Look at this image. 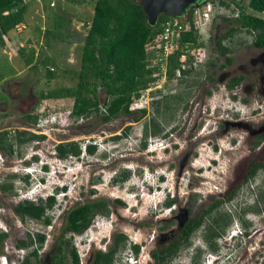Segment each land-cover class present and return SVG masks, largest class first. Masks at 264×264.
<instances>
[{
	"label": "rangeland",
	"instance_id": "374dc122",
	"mask_svg": "<svg viewBox=\"0 0 264 264\" xmlns=\"http://www.w3.org/2000/svg\"><path fill=\"white\" fill-rule=\"evenodd\" d=\"M222 1L227 5L220 0L200 4L211 2L212 16L195 30L196 42L183 53L188 71L163 76L160 88L153 72L152 82L133 100L132 112L103 121L100 114L72 117L63 107L70 103L66 98L42 96L49 89L76 86L83 36L95 0H25V21L3 35L5 44L0 45V232L6 233L0 241V262L5 257L7 264H22L25 259L35 264L32 250L36 248L38 264H71V244L80 263L86 262L94 240L119 232L140 240L154 228H166L165 236L175 232L178 221L170 219L169 211L180 217L197 216L230 190H236L235 197L205 219L206 225L211 218L229 221L216 239L218 264L264 262V233L251 235V244L238 234L244 222L264 227V167L249 181L241 180L251 160L264 161V140L255 144L264 132V99L253 95L250 85L257 77L252 64L263 52L253 44L254 32L240 27L236 3ZM237 2L244 12L264 18V11L251 9L248 0ZM231 28L233 34L222 40L230 52L222 55L216 40ZM25 32L39 36V43L20 40L19 34ZM21 49L33 53L36 66L25 64ZM150 59L155 64L154 56ZM46 65L53 66L54 77H47ZM236 76L243 79L229 87ZM98 96L100 102L106 97L100 85ZM48 107L57 109L48 116L37 114V109ZM34 114L35 122L27 118ZM18 131H25L28 138L30 134L44 137L19 142ZM71 141L82 147L79 158H59L55 146ZM87 143L96 147L92 154L83 151ZM123 172H129L127 179L114 182ZM158 179L163 192L155 190ZM166 186L177 201L171 207L164 203L156 207ZM52 193L55 202L45 212L48 225L15 213L20 201H37ZM94 198L107 201L108 215L97 214L81 234L65 233L67 210ZM36 234L45 235L41 246L37 241L21 245ZM202 234L203 227L193 234L192 242L204 248ZM102 243L105 250L107 245ZM189 252L182 248L180 257L170 262L188 264Z\"/></svg>",
	"mask_w": 264,
	"mask_h": 264
},
{
	"label": "trees",
	"instance_id": "16d2710c",
	"mask_svg": "<svg viewBox=\"0 0 264 264\" xmlns=\"http://www.w3.org/2000/svg\"><path fill=\"white\" fill-rule=\"evenodd\" d=\"M24 3L25 0H0V45L5 44L3 35L25 21ZM220 3L227 5L222 0H220ZM236 5L240 8V15L237 18L240 27L254 32L253 44L255 46H264V18L248 14L244 12L242 6L237 3ZM248 6L255 11L262 12L264 11V0H248ZM168 18L170 16L161 15L156 24L152 26L147 22V16L140 0H95L90 25L87 33L83 36L81 62L77 71L78 82L76 86L73 88L49 89L47 93H42L43 98L45 100L58 97L66 98L70 103L63 107H68L67 110H69L70 115L75 118L100 114L103 121H108L120 114L132 112L131 104L133 100L139 98L153 80L154 71L149 66L148 57L150 53L147 51V46L160 33L162 22ZM234 31L235 28H231L216 40L217 48L222 55H227L230 52L227 46L222 45V40L232 35ZM18 38L20 40L24 39V41L32 40L35 44L39 43V36H32L26 32L19 34ZM195 42L194 29L183 34L180 48L172 53L169 59L167 67L169 76L175 74L177 68L182 74L188 71L185 67L183 68L184 63L181 62L180 57L187 45ZM23 50L19 51L23 55L22 58L25 64L36 66L33 63V53L23 52ZM225 59L228 64L232 62L230 56H226ZM48 65H46V74L48 78H52L55 75L52 69L53 66L48 68ZM240 80L241 76L233 77L228 86L233 87ZM99 85L106 93V97L102 102H100L98 96ZM55 109L57 108L48 107L44 110L37 109L36 112L46 116ZM140 111L145 114V109ZM37 114H34L35 116L28 115L27 118L35 122ZM25 133V131H18L19 142L44 137L43 135L30 134L28 138L25 137ZM117 138L119 137H114V139ZM84 149L92 154L95 151V146L87 143L84 145ZM55 151L59 158H68L69 156L79 158L82 147L74 141L63 142L55 146ZM262 156L264 159V155ZM249 163L252 168L248 176L253 178L258 169L264 167V161L251 160ZM128 176L129 172H123L120 179L114 178L113 181H124ZM235 195L236 190H230L224 198L216 200L209 208L205 209L206 213L216 209L222 203L230 202ZM54 199L55 195L51 194L46 198H39L37 201L22 200L14 207V211L21 219L29 216L36 220H42L44 224L48 225L50 218L45 216V212L53 206ZM117 201L119 202V200ZM77 203L66 212L64 232L70 234V236L83 233L97 214L108 215L109 212L108 203L104 199L98 198L82 204ZM196 227L197 225H192L189 231ZM5 237L6 233L1 231L0 241ZM44 239V234H36V237H29V241L22 242L21 245L26 246L32 244L33 241H37L41 246ZM123 239L124 235H119L114 247L108 253L100 251L94 262H112L113 255ZM68 253L71 257V264L80 263L78 251L72 244ZM32 255L35 256V264H38L39 259L36 248L32 250ZM22 264H29L28 259H25Z\"/></svg>",
	"mask_w": 264,
	"mask_h": 264
},
{
	"label": "flooded vegetation",
	"instance_id": "af4514ba",
	"mask_svg": "<svg viewBox=\"0 0 264 264\" xmlns=\"http://www.w3.org/2000/svg\"><path fill=\"white\" fill-rule=\"evenodd\" d=\"M233 1L234 3H238L237 1L239 0H233ZM257 48H260L261 53L263 52V54L262 56L257 54L256 59H254V62L252 64L254 70L257 72L256 75L257 77L250 82L251 91H252L251 93L253 95L257 94V96H260L264 99V46ZM242 79L243 78L241 77V80ZM259 135H260L259 137L261 138V139L259 138L260 141L262 139L264 140V132H260ZM247 165L248 166L246 167L244 173L241 175V180L243 182L249 181L251 178V176L248 175L252 167L250 163H248ZM161 182L162 180L160 181L159 179L156 180L155 190H159V191L162 190L163 192ZM164 190H166V193L162 200H158L155 203L156 207H157V203L158 204L164 203L166 207H171L177 201L175 195H172L171 188L166 186L164 187ZM193 191L198 193L200 192L198 190H193ZM177 194H179V191ZM97 199L98 198H94L93 200H97ZM215 202L216 200L213 203ZM209 206L204 208L202 212L197 216H192L191 213H188L185 216L180 217V215L175 214L173 211H169L170 219H177L178 221H176L177 225L173 228L175 232H167L165 236L163 235L162 230L166 228H159V230L157 228L156 229L154 228L150 230L149 233H146V237H142L140 240L138 238H135L133 235L129 234L128 232H119L116 234L113 233V235L108 233L107 236L99 238L100 242H96L95 240H94L95 242L93 241L94 244L92 248L89 250L86 262H81L80 264H179L178 262H170V261L177 260L180 257L179 254L180 250L184 247L190 251L189 255L191 262H189L188 264H218V262H220V258H219L220 255H215V253H218L220 246H217L216 239L220 238V236L222 235L221 232L222 227L225 226L224 229H226L229 226V221L228 220H226V222L222 220L218 221L217 219L214 220V218H211L210 224L206 225L205 219H207V216L215 212L213 209L206 213L205 209L209 208ZM152 213L156 215L155 211H153ZM214 221L217 223L219 222L222 225H220L217 228L214 225L215 224ZM242 224H243L242 231L238 229V234L243 236L244 239L246 238L248 244H251L252 242L251 235L264 233V227L255 228L250 223L247 222H244ZM192 225L195 226L197 225V227L194 228L192 231H189ZM201 227H203L202 236L204 237V240L207 243V246L204 248L192 242L193 234ZM170 231H172V229H170ZM168 233L169 235L171 234V237H167ZM121 234L124 235V239L120 241V244L113 255L112 262H108V263L94 262L95 257L100 251L108 253L114 247L118 236ZM151 241H153L152 242L153 245L149 246ZM101 242H103L102 244L105 243V245H107L105 250L104 248L102 249V246L100 245ZM203 257L205 259H203ZM250 263L252 262H244V264H250ZM233 264H239V262L238 263L234 262ZM252 264H256V263H252ZM260 264H264V262H261Z\"/></svg>",
	"mask_w": 264,
	"mask_h": 264
},
{
	"label": "built area",
	"instance_id": "2783aa9c",
	"mask_svg": "<svg viewBox=\"0 0 264 264\" xmlns=\"http://www.w3.org/2000/svg\"><path fill=\"white\" fill-rule=\"evenodd\" d=\"M192 9L188 20L170 17L163 21L160 33L147 46V51L150 53L148 57L149 66L153 68L154 72H157L159 77L157 81L158 88L161 87L159 83L161 78L167 76V67L172 53L180 48L183 34L191 29H198V27H201L212 16L211 2H207L203 7L199 6ZM151 56H154L155 64H151ZM182 56L184 55L181 54V62L183 61ZM175 73L179 75L180 70L177 68ZM3 260L4 262L1 261L0 264L6 263L5 257Z\"/></svg>",
	"mask_w": 264,
	"mask_h": 264
},
{
	"label": "water",
	"instance_id": "95a60500",
	"mask_svg": "<svg viewBox=\"0 0 264 264\" xmlns=\"http://www.w3.org/2000/svg\"><path fill=\"white\" fill-rule=\"evenodd\" d=\"M150 25H155L161 15L184 20L189 19L190 11L206 0H140Z\"/></svg>",
	"mask_w": 264,
	"mask_h": 264
},
{
	"label": "clouds",
	"instance_id": "9594fccd",
	"mask_svg": "<svg viewBox=\"0 0 264 264\" xmlns=\"http://www.w3.org/2000/svg\"><path fill=\"white\" fill-rule=\"evenodd\" d=\"M83 151H85V149L83 148ZM61 189H64V187L62 186V187H60ZM66 191L65 190H61L59 193H65ZM52 194H54L55 195V193H52ZM51 195V194H50ZM64 196H67V194L65 193L64 194ZM56 197V196H55ZM5 264H7V263H5Z\"/></svg>",
	"mask_w": 264,
	"mask_h": 264
}]
</instances>
